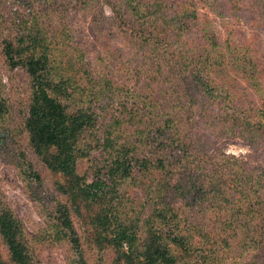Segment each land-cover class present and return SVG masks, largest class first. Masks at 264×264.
Listing matches in <instances>:
<instances>
[{
	"label": "trees",
	"instance_id": "trees-1",
	"mask_svg": "<svg viewBox=\"0 0 264 264\" xmlns=\"http://www.w3.org/2000/svg\"><path fill=\"white\" fill-rule=\"evenodd\" d=\"M198 6L0 0V59L32 90L15 131L0 78V150L25 137L11 161L47 223L0 194V264H44L56 243L67 264H264V167L207 146L208 133L264 139L263 70L247 45L200 35ZM78 12L132 47V85L91 62L69 25Z\"/></svg>",
	"mask_w": 264,
	"mask_h": 264
},
{
	"label": "rangeland",
	"instance_id": "rangeland-1",
	"mask_svg": "<svg viewBox=\"0 0 264 264\" xmlns=\"http://www.w3.org/2000/svg\"><path fill=\"white\" fill-rule=\"evenodd\" d=\"M169 1L176 3L178 0ZM197 1L199 2V19L196 28L199 29V34L203 35L210 31L216 34L221 41L231 37L233 39L231 42L243 43L251 48L263 70L261 80L264 83V4L260 3L259 0H244L241 10L235 12L227 0ZM102 9L107 23L113 14L108 6H104ZM69 19L71 31L87 51L91 62L96 65L97 63L102 64L103 68L111 71L115 75L116 82L120 83L125 80L129 81V86L132 85L134 80L130 78V75L127 74L128 70H126L132 62V47L117 35L102 33L95 29L91 23V17L85 13L78 12L71 15ZM0 78L6 95L14 104L12 116H14L15 125L14 123L12 125L15 126V131H18L16 124L21 120L19 111L24 108L23 106L29 104L32 90L28 86L26 77L11 72L1 59ZM208 136L210 142L207 143V146L210 152H214L215 148L220 147L225 153L236 154L253 167H264V139L256 141L248 134L241 132H238L235 137L224 139L211 137L210 133ZM16 139L19 143L10 144L7 149L0 150V194L4 195V199L10 203L27 224H29V220L35 221L36 224H43L44 219L39 212L40 206L38 204V208L36 204L39 202L32 199V195L26 190L18 169L11 161L13 154L15 156L19 154L17 145L22 148L26 147L24 136L16 134ZM52 150L57 152L56 147H53ZM89 164L87 157H80L75 162L76 171L84 174ZM52 182L51 177L47 179L46 191L42 193L46 196L42 201L50 205L52 204V197L56 194ZM51 252L47 249L44 251L42 255L44 264H67L62 246L57 243L54 244Z\"/></svg>",
	"mask_w": 264,
	"mask_h": 264
}]
</instances>
